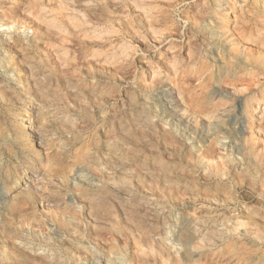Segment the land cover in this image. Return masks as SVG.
I'll list each match as a JSON object with an SVG mask.
<instances>
[{"label":"rangeland","instance_id":"374dc122","mask_svg":"<svg viewBox=\"0 0 264 264\" xmlns=\"http://www.w3.org/2000/svg\"><path fill=\"white\" fill-rule=\"evenodd\" d=\"M140 1L0 0V264L264 254V0Z\"/></svg>","mask_w":264,"mask_h":264},{"label":"bare ground","instance_id":"6f19581e","mask_svg":"<svg viewBox=\"0 0 264 264\" xmlns=\"http://www.w3.org/2000/svg\"><path fill=\"white\" fill-rule=\"evenodd\" d=\"M150 1L151 0H141L140 2H137L136 3V8L134 9V10H142V9H144L145 11H148V9L154 4V7H155V10H154V14H155V11H156V14L159 12H161L160 13V15H162V11H167L166 9L168 8V6H169V4H170V6H171V3H170V0H153L154 2H153V4L151 5V3H150ZM184 1H186V0H183V2ZM213 1H215V0H213ZM226 1V0H225ZM152 2V1H151ZM173 2H176V1H173ZM172 2V3H173ZM182 2V1H181ZM220 3V2H219ZM221 3H222V1H221ZM175 4H178V3H175ZM183 4V3H182ZM209 4V3H208ZM211 4V3H210ZM212 5H214V4H212ZM221 5V4H220ZM130 6H132V5H130ZM207 6H209V5H207ZM206 6V7H207ZM107 7H108V5H107ZM173 7V6H172ZM175 7V6H174ZM178 7V6H177ZM212 7V6H211ZM216 7V6H215ZM153 8V7H152ZM200 8V7H199ZM208 8V7H207ZM217 8V7H216ZM210 9V8H209ZM173 10V9H172ZM171 10V11H172ZM200 10V9H199ZM213 10V9H212ZM168 11H169V8H168ZM60 12V11H59ZM138 12V11H137ZM175 12H176V10H175ZM199 12V11H198ZM206 12H207V10L206 11H201L200 10V12L197 14V21L200 19V21H201V19H203V18H205L207 15H206ZM151 13V12H150ZM149 13V14H150ZM158 13V14H159ZM172 12H170V14H171ZM157 14V15H158ZM166 14V13H165ZM173 14V13H172ZM196 14V13H195ZM215 14H217V13H215ZM219 14H222V13H219ZM62 15V14H61ZM164 15V14H163ZM162 15V16H163ZM209 15V14H208ZM70 16V15H69ZM156 16V15H155ZM196 16V15H195ZM151 17V16H150ZM168 18H170V16H169V14H168V16H167ZM216 17H217V15H216ZM63 18V17H62ZM147 18L148 19H150L148 16H147ZM196 18V17H195ZM221 18V17H220ZM226 18H227V16H226ZM174 19V18H173ZM172 19V20H173ZM210 19V18H209ZM153 20V19H152ZM159 20V19H158ZM160 20H162V19H160ZM171 20V21H172ZM203 20H205V19H203ZM59 22V25L61 24V20H58ZM73 21V20H72ZM163 21V20H162ZM211 21H212V19H211ZM214 21V20H213ZM55 22H57V21H54V23ZM144 22V21H143ZM150 22V21H149ZM157 22V21H156ZM168 22V21H167ZM170 22V21H169ZM168 22V23H169ZM194 22H196V21H194ZM199 22V21H198ZM203 22H205V21H203ZM207 22V21H206ZM226 22H227V20H226ZM64 23V22H63ZM153 23V22H152ZM154 23H155V21H154ZM161 23V22H160ZM163 23V22H162ZM165 23H166V21H165ZM200 23V22H199ZM218 23V22H217ZM15 24V23H14ZM76 24V23H75ZM144 24V23H143ZM146 24V23H145ZM144 24V25H145ZM150 24H151V22H150ZM155 24H158V23H155ZM171 24V23H170ZM174 24V23H173ZM176 24V23H175ZM207 24V23H206ZM219 24V23H218ZM221 24H222V27L224 28V27H227L226 26V23L223 21V20H221ZM79 25V24H78ZM166 25V24H165ZM168 25V24H167ZM166 25V26H167ZM208 25V24H207ZM220 25V24H219ZM65 26V25H64ZM162 26V25H161ZM160 26V27H161ZM170 26V25H169ZM177 26V25H176ZM203 26V25H202ZM218 26V25H217ZM216 26V27H217ZM156 26H154L153 25V27L152 28H155ZM164 27V26H163ZM204 27V26H203ZM202 27V28H203ZM210 28L211 27H213V26H209ZM216 27H214V28H216ZM166 28V27H165ZM169 28V27H168ZM200 27H199V25H198V29H199ZM219 28V27H218ZM156 29V28H155ZM197 29V32L199 31ZM201 29V28H200ZM212 29V28H211ZM8 30H14V28L13 27H8ZM68 30V29H67ZM75 30V29H74ZM171 30V29H170ZM175 30V29H174ZM179 30V29H178ZM195 30V29H194ZM206 30H208V29H206ZM206 30H205V32H206ZM221 30V29H220ZM177 31V30H176ZM176 31H175V33H176ZM196 31V30H195ZM225 31V30H224ZM66 32V31H65ZM167 32H169V31H167ZM203 32V31H202ZM196 33V32H195ZM199 33V32H198ZM216 33V32H215ZM219 33V32H218ZM222 34V33H221ZM226 33H224V35H225ZM214 35V34H213ZM216 35V34H215ZM197 36H198V34H197ZM203 36H205V34L203 35ZM195 37V36H194ZM78 42V41H77ZM216 44H218V43H216ZM221 44V43H220ZM199 46V45H198ZM200 47V46H199ZM198 48V47H197ZM195 49V48H194ZM194 52H197V51H195V50H193V53ZM193 53H191V56L193 57ZM200 53V52H199ZM201 55V54H200ZM226 55V54H225ZM225 55H224V57H225ZM224 59V58H223ZM225 59H227V58H225ZM235 61V60H234ZM235 63H237V61L235 62ZM237 67V66H236ZM233 68H234V66H233ZM236 69V68H235ZM233 71V70H232ZM218 88H220V86L218 87ZM221 88H222V86H221ZM223 89V88H222ZM215 90V89H214ZM224 90V89H223ZM222 90V91H223ZM217 91V90H216ZM219 92L221 91V89L220 90H218ZM226 91V90H225ZM224 92V91H223ZM214 93V92H213ZM226 93V92H225ZM173 94V93H172ZM210 94V93H209ZM228 94V93H227ZM226 94V95H227ZM163 95L164 96H166V97H170V96H172L171 94H170V92L168 91V90H165V91H163ZM174 95V94H173ZM176 95V94H175ZM175 98V97H174ZM173 98V99H174ZM173 99H168L167 101H166V103H168V104H170V105H173L174 104V102H175V100H173ZM176 99V98H175ZM205 102V101H204ZM175 104L176 105H179V104H177L176 102H175ZM181 105V104H180ZM173 108V107H172ZM178 108V107H177ZM179 108H181V107H179ZM174 109V108H173ZM179 110V109H178ZM182 110V109H181ZM189 111V110H188ZM193 111V110H192ZM198 111V110H197ZM201 111V110H200ZM206 124V123H205ZM203 125V124H202ZM204 126V128H205V125H203ZM207 126V125H206ZM202 127V126H201ZM203 128V129H204ZM197 129V128H196ZM206 129V128H205ZM212 129V128H211ZM217 129V128H216ZM215 129V130H216ZM191 130V129H190ZM214 130V129H213ZM191 131H193V129L191 130ZM194 132V131H193ZM202 132H204V131H202ZM201 133V132H200ZM204 134V133H203ZM202 135V134H201ZM199 138H201V137H199ZM200 140V139H199ZM203 140V139H202ZM217 166V165H216ZM215 168V167H214ZM213 168V169H214ZM217 168H219V166L217 167ZM216 168V170L218 171V169ZM221 169V168H220ZM213 171H215V169L213 170ZM217 171H215V173L217 172ZM214 173V172H213ZM215 173L213 174L214 176H215ZM219 173V172H218ZM217 173V174H218ZM181 176V175H180ZM180 176H178V177H180ZM211 176H212V174H211ZM217 176V175H216ZM145 181H144V183H145V185H146V182L148 181V180H152V179H155L156 180V182H154V183H156V185H155V189H154V191H156V186H157V188L158 189H160V187H159V185H160V181H159V175L157 174V173H152V174H149L147 177H145ZM178 179V178H177ZM184 179V178H183ZM180 180V179H179ZM154 181V180H153ZM153 181H152V183H153ZM195 182V181H194ZM191 184V183H190ZM197 184V183H196ZM193 185V184H192ZM149 186V185H148ZM151 186H154L153 184H151ZM194 187V186H193ZM154 188V187H153ZM264 189V188H263ZM151 190V189H150ZM158 191V190H157ZM216 191V190H215ZM218 191V190H217ZM224 191V190H223ZM147 192V191H146ZM158 193H160V192H158ZM158 193H156V195L158 194ZM219 194V193H218ZM216 195L215 196V198L216 197H218L219 195ZM221 196V195H220ZM224 196V195H223ZM247 199H248V197H246ZM218 199V198H217ZM233 200V199H232ZM227 201V200H226ZM231 201V200H230ZM229 202V201H228ZM226 203V202H225ZM230 206V205H229ZM227 207V206H226ZM258 211H260V210H258ZM258 213V212H257ZM259 214V213H258ZM264 216V215H263ZM204 217V216H203ZM250 217V216H249ZM248 217V218H249ZM251 217H253V216H251ZM262 217V216H261ZM208 218V217H207ZM247 218V217H246ZM215 219V218H214ZM250 220H251V218H249ZM254 218H252V220H253ZM255 219H256V217H255ZM250 220H248V222H249V224L251 225V223L252 222H250ZM107 221V223L109 222L108 220H106ZM203 221V220H202ZM247 221V220H246ZM255 221V223H256V220H254ZM259 221L260 222H262L260 225L258 224V226L259 227H261L262 228V230H260L259 232H264V220H260V218H259ZM246 223V222H245ZM258 223V222H257ZM253 224V223H252ZM204 225V224H203ZM248 225V224H247ZM245 226V225H244ZM256 226H257V224H256ZM257 226V227H258ZM210 227V226H209ZM252 226H250V228H251ZM237 228V227H236ZM239 228V227H238ZM260 228V229H261ZM231 229V228H230ZM237 230V229H236ZM252 230V229H251ZM250 230V231H251ZM258 231V229L256 228L255 229V231ZM233 231V230H232ZM252 231H254V230H252ZM228 232V231H227ZM231 232V231H230ZM259 232H258V234H259ZM257 233V232H256ZM189 234H193V232L192 233H190L189 232ZM189 234H187V235H189ZM196 234V233H195ZM219 234V233H218ZM263 234V233H262ZM208 235V234H207ZM215 236V235H214ZM229 236V235H228ZM245 236V235H244ZM257 236V235H256ZM263 236L264 235H262V238H263ZM188 237H190V236H188ZM196 238H197V236H195ZM233 237V236H232ZM239 237H241V236H239ZM243 237V236H242ZM245 237H247V236H245ZM244 237V238H245ZM261 237V236H260ZM186 238H187V236H186ZM199 238V237H198ZM197 238V239H198ZM229 238V237H228ZM231 238V237H230ZM261 238V239H262ZM204 239V238H203ZM210 238H208V240H209ZM217 239V238H216ZM226 239V238H225ZM188 240H189V238H188ZM193 240V239H192ZM194 240H196V239H194ZM200 240V239H199ZM220 240V239H219ZM230 240V243H228V244H226V247H225V249H226V253H227V255L230 257V256H234V257H236L238 260L237 261H239V264H245L246 262H249L250 260H252V261H250V263L251 264H258V262H256L255 260H257L256 258L258 257H255L256 256V254L254 255V251H253V249L254 248H256L255 246H254V244H256V243H254V244H252L253 246H251L252 248H250V249H248L247 248V244H246V241H244V242H241V243H237V244H233V246H232V242H231V239H229ZM245 240V239H244ZM197 241V240H196ZM206 241V240H205ZM225 241V240H224ZM253 241H255V240H253ZM253 241H252V243H253ZM198 242V241H197ZM213 242H214V240H213ZM217 242V241H216ZM219 242H221V241H219ZM228 242V241H227ZM261 242L263 243L264 242V240L262 239L261 240ZM192 243H193V241H192ZM218 243V242H217ZM223 243V242H222ZM226 243V242H225ZM189 244V243H188ZM219 244V243H218ZM224 244V243H223ZM206 245V244H205ZM215 245V244H214ZM249 245V244H248ZM189 246V245H188ZM198 246H199V244H198ZM201 246V245H200ZM202 246H204L203 244H202ZM209 246V245H208ZM195 247V246H194ZM259 247V246H258ZM187 248V247H186ZM201 248H203V247H201ZM200 248V249H201ZM206 248H207V246H206ZM209 248V247H208ZM261 248H262V246H261ZM189 249V248H188ZM196 249V248H195ZM199 249V250H200ZM204 249H205V246H204ZM203 249V250H204ZM264 249V248H263ZM198 249H196V251H199ZM202 250V249H201ZM200 250V251H201ZM254 250H256V249H254ZM259 250V249H258ZM192 250H190V252H191ZM225 251V250H224ZM223 251V252H224ZM208 252V251H207ZM222 252V253H223ZM259 252V251H258ZM188 253V252H187ZM186 253V254H187ZM193 253V252H192ZM217 254H218V252H216ZM225 253V252H224ZM225 253V254H226ZM260 253H261V249H260ZM224 254V255H225ZM198 255V254H197ZM254 255V256H253ZM212 256V255H211ZM260 256V255H259ZM216 257H219V256H216ZM224 257H226V255L224 256ZM264 257V254H263V251H262V257H258V260L259 259H261V261H262V258ZM213 258H215V257H213ZM231 259V258H230ZM235 259V258H234ZM216 260H218V259H216ZM220 260H221V258H220ZM220 260H219V262H220ZM232 260H233V258H232ZM212 261V260H211ZM221 261H223V260H221ZM225 261H226V259H225ZM234 261V260H233ZM263 261H264V259H263ZM229 262V261H228ZM212 263V262H211ZM260 263V262H259ZM220 264V263H219ZM247 264V263H246ZM261 264V263H260ZM264 264V263H263Z\"/></svg>","mask_w":264,"mask_h":264}]
</instances>
